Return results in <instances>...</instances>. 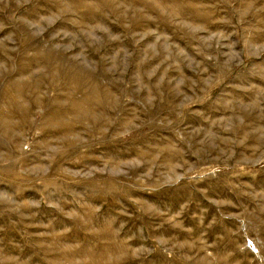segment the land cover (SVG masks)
<instances>
[{
  "label": "rangeland",
  "instance_id": "obj_1",
  "mask_svg": "<svg viewBox=\"0 0 264 264\" xmlns=\"http://www.w3.org/2000/svg\"><path fill=\"white\" fill-rule=\"evenodd\" d=\"M85 1L91 21L77 0H0V89L50 54L104 68L122 114L161 117L112 141L149 158L100 149L40 179L30 163L21 184L1 149L0 263L264 264V0Z\"/></svg>",
  "mask_w": 264,
  "mask_h": 264
},
{
  "label": "bare ground",
  "instance_id": "obj_2",
  "mask_svg": "<svg viewBox=\"0 0 264 264\" xmlns=\"http://www.w3.org/2000/svg\"><path fill=\"white\" fill-rule=\"evenodd\" d=\"M77 1L79 7L86 9V20H93L97 6L90 7L85 0ZM105 64L103 61L102 67ZM101 69L96 73L86 70L79 62L55 58L50 54L44 60H22L15 71L8 72L0 89V150H5L11 162V168L7 167L9 170L5 168V171L12 175V179L16 176L19 179L15 181L25 184L27 180L20 175L28 177L25 172H28L27 164L30 163L40 166L37 179L47 175L42 170L43 164H48L51 172L62 173L67 163L77 159L85 164L87 161L84 159L100 149L107 150L110 163L117 165L120 160L133 155L149 158L145 140H142L141 148L125 149L112 141L139 123L140 126L150 123L155 127L161 117L156 113L122 114L116 91L101 83L102 79H108ZM33 135L37 137L32 144L31 155H27L26 150L18 153L17 148L22 143L27 146L25 136L31 138ZM16 153L18 156L14 157ZM42 153L45 157L40 156ZM54 176L52 173L43 178L46 189L56 185ZM121 187H124L123 182L118 180L105 190H116L120 196L126 197V194H131ZM93 188L97 189L98 185L94 184ZM116 193L114 198L118 196ZM190 197L176 196L175 200ZM132 222L133 219L128 225L130 229ZM107 231L104 238L108 241L120 238L121 229L111 222ZM103 249L111 251L107 246ZM0 264L16 263L2 260Z\"/></svg>",
  "mask_w": 264,
  "mask_h": 264
}]
</instances>
